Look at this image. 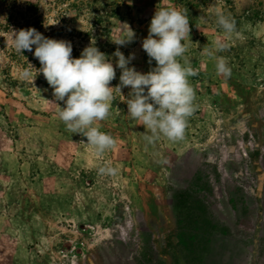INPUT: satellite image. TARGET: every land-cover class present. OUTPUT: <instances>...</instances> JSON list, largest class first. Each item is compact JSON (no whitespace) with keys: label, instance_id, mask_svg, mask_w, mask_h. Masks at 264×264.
Returning a JSON list of instances; mask_svg holds the SVG:
<instances>
[{"label":"rangeland","instance_id":"1","mask_svg":"<svg viewBox=\"0 0 264 264\" xmlns=\"http://www.w3.org/2000/svg\"><path fill=\"white\" fill-rule=\"evenodd\" d=\"M161 7L186 8L190 21L184 56L197 74L184 138L149 144L124 87L125 101L114 90L96 124L115 140L98 155L58 118L64 105L38 72L35 46L17 53L13 36L35 28L70 41L72 58L95 42L115 87L117 48L135 54L129 67H155L142 41ZM218 13L234 19L233 32ZM124 24L135 38L121 46L112 40ZM217 40L227 49L216 51ZM0 264H264V0H0Z\"/></svg>","mask_w":264,"mask_h":264},{"label":"clouds","instance_id":"2","mask_svg":"<svg viewBox=\"0 0 264 264\" xmlns=\"http://www.w3.org/2000/svg\"><path fill=\"white\" fill-rule=\"evenodd\" d=\"M188 10L175 7H161L156 10L150 21L149 34L142 41V48L149 57V64L155 61V67L147 73H141L135 67H129L135 54L127 57L117 48L113 55L118 58L116 67L121 70L120 83L111 87L116 71L110 58L102 53L92 42L81 52L80 58H72V43L67 40L47 38L35 28L21 29L13 36V47L17 53L32 51L39 60L38 69L53 89L55 101H62L58 107V118L66 129L73 134L87 138L99 155L115 145L114 138L102 132L96 126L109 115L113 92L130 87L126 99L127 115L147 129L145 139L149 144L160 136L172 141L182 140L188 118L195 107V92L189 83V77L196 75L190 60L184 56L187 51L185 37L189 36ZM217 24L225 33L235 30V21L218 13ZM122 28V36L112 40L117 45L131 43L135 32L127 24ZM228 45L220 40L215 42L216 51L226 50ZM208 55L212 50L205 49ZM183 61V63L181 62ZM30 64V63H29ZM30 68L33 65L30 64ZM217 74L229 77L231 68L224 57H217ZM25 79L32 78L31 70L22 73ZM101 173L115 174L112 167H101Z\"/></svg>","mask_w":264,"mask_h":264},{"label":"trees","instance_id":"3","mask_svg":"<svg viewBox=\"0 0 264 264\" xmlns=\"http://www.w3.org/2000/svg\"><path fill=\"white\" fill-rule=\"evenodd\" d=\"M200 223H201V224H205V223H206L207 225H205V226H208V229L206 228V231H209L208 233H211V232H212V231H210L211 228H210L209 223H208V222H205V221H204V222H201V221H197V222H195V229H196V228H200V226H201ZM191 224H193L192 221H191ZM181 241H182V239H181Z\"/></svg>","mask_w":264,"mask_h":264}]
</instances>
